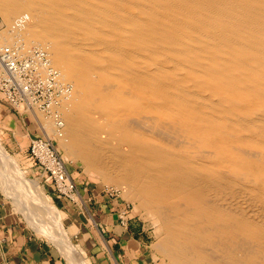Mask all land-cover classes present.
<instances>
[{
  "label": "bare ground",
  "instance_id": "bare-ground-1",
  "mask_svg": "<svg viewBox=\"0 0 264 264\" xmlns=\"http://www.w3.org/2000/svg\"><path fill=\"white\" fill-rule=\"evenodd\" d=\"M0 13V51L37 47L58 71L50 112L34 110L43 127L159 221L169 264H264V0H0ZM0 181L90 264L1 141Z\"/></svg>",
  "mask_w": 264,
  "mask_h": 264
},
{
  "label": "crops",
  "instance_id": "crops-1",
  "mask_svg": "<svg viewBox=\"0 0 264 264\" xmlns=\"http://www.w3.org/2000/svg\"><path fill=\"white\" fill-rule=\"evenodd\" d=\"M30 116L12 108L0 95V129L3 142L9 150L21 154L27 150L29 153L30 139L38 134ZM76 183L93 218L88 224L82 220L86 229H79L76 233L84 238L85 233H94L96 229L108 242L93 250L98 263L148 264L149 235L144 226L132 220L129 214L125 215L121 203L93 190L89 191V187H83L81 182ZM59 251L54 243L44 239L25 223L0 189V264H65Z\"/></svg>",
  "mask_w": 264,
  "mask_h": 264
},
{
  "label": "rangeland",
  "instance_id": "rangeland-1",
  "mask_svg": "<svg viewBox=\"0 0 264 264\" xmlns=\"http://www.w3.org/2000/svg\"><path fill=\"white\" fill-rule=\"evenodd\" d=\"M7 27H8L7 23L5 22L2 14L0 13V31L1 30L4 31L5 29H7ZM0 44L2 45L5 43L1 41ZM34 113L35 112H32L33 115L30 116V119L33 120L34 127L35 129L38 130L37 135L40 134V135L47 136V134H49V136L47 137L55 136L54 135L55 130L52 129L53 127L52 123H50L51 128L48 130L43 127L44 122H47L43 118L45 117L43 113L42 112H36L35 114ZM2 137H3V134L0 129V141L3 144L5 150L7 151V154H10L14 158L16 164L20 167L21 171L24 172L25 177L34 181L35 187L36 188L38 187L39 190L41 189L40 191L43 192V195L45 194L43 196V199H45V197L46 199H48L49 202L45 200L46 203L50 204V207L55 211L58 217L62 220V224L64 228L67 230L68 235L70 237L69 240L72 242L73 246L75 245V247L79 249V253H81V256L84 259H86L90 264H99L96 259L97 257L94 256L95 253L93 250L102 244L105 245V243H108V242L104 240L103 236H101V234L96 229L94 233L90 231V233H85V235H83L84 238L88 241H86L83 237L81 238V235L79 236V234L76 233L79 229L81 230L86 229V227H84V225L82 224V220L83 221L86 220L87 224L88 222H92L93 220V218L91 219L92 216L89 214L88 209L85 208L86 203H85V200L82 198L79 188H78V192L76 195V199L78 201L77 203L71 202L72 200L65 199L63 195L59 196L56 193L54 186L52 185L53 183L45 182L43 180V176L39 170V167L37 166V164H35L32 161L31 158H29L30 152L28 153L26 150L24 154H21V153H18L17 151L9 150L5 146ZM55 141L63 155V158L65 159L69 172L73 174L72 176H74V179L76 180V182H78V184L81 182L83 187H87V186L89 187V191L93 190L97 194L106 195L110 197L111 199L115 200L116 202L121 203L122 209L126 211L125 215L129 214V217H131L132 220H135V222H138L140 226H144L146 233L149 235L148 250L150 254L149 256L150 262H148V264H169L167 257H165L162 253H159V251L154 246L157 243L159 236L162 234L159 221L156 220V218H153V216H151L138 202L125 197L123 195L122 188L116 186L113 183H107L106 181L102 179V176L97 172L85 171L84 170L85 167L82 163H80L76 159L69 158L66 155L64 148L61 145L60 137L57 138L56 136ZM6 181L8 183L12 181L15 182V180H11V179L9 181L8 180ZM1 182L2 181H0V189L5 194V196L9 199L13 210L20 214L22 219L25 221V223L29 227L34 229L44 239L54 243L59 248V250L62 252L61 255L65 261V264H73V262L70 260L68 255H65V251L63 250L64 246L58 243V241L56 242L55 239L52 237V235H54L53 229L52 230L48 228L41 229L40 228L41 225L36 224L39 221L37 220L39 218V215L37 213H29L27 210H24L23 208H21L22 204L21 202L18 203L19 201H16L17 200L15 198L16 194L15 192L13 193V190H12L13 187L10 188V184L4 183V182L1 184ZM9 192L12 194H10ZM31 212H32V209H31ZM35 215H37V219H34L36 218ZM75 216H77L78 219H76ZM45 217H47V215ZM79 218L81 222L79 221ZM33 221L34 222L36 221V223H34ZM106 256L109 257L107 253H106ZM110 256L112 257V255ZM105 258L108 259L107 257Z\"/></svg>",
  "mask_w": 264,
  "mask_h": 264
},
{
  "label": "built area",
  "instance_id": "built-area-1",
  "mask_svg": "<svg viewBox=\"0 0 264 264\" xmlns=\"http://www.w3.org/2000/svg\"><path fill=\"white\" fill-rule=\"evenodd\" d=\"M13 53L8 49L0 51L1 97L12 108L27 115H33L35 109L50 112L49 108L60 92L56 84L58 71L49 66L46 53L37 47H33L29 57H18ZM57 122L59 125L60 121ZM55 138L56 135L33 136L29 158L39 167L43 180L53 183L59 196L63 195L65 199L77 203V183L68 170Z\"/></svg>",
  "mask_w": 264,
  "mask_h": 264
}]
</instances>
